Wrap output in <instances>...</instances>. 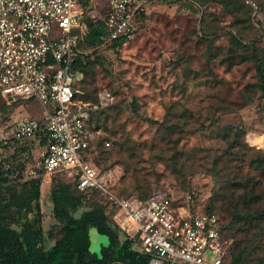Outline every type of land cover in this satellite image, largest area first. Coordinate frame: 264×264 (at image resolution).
I'll return each mask as SVG.
<instances>
[{
	"label": "rangeland",
	"instance_id": "1",
	"mask_svg": "<svg viewBox=\"0 0 264 264\" xmlns=\"http://www.w3.org/2000/svg\"><path fill=\"white\" fill-rule=\"evenodd\" d=\"M247 1L147 0L145 15L128 41L82 47L85 70L74 86L75 100L96 104L101 99L105 105L89 116L101 137L93 142L87 160L112 171L114 193L138 194L131 188L129 194L121 191L130 187L131 174L115 160V142L122 136L136 147L131 169L145 175L151 191L192 192L198 209L229 177L220 156L226 146L220 127L243 128V143L251 156L264 152V91L251 59L255 48L264 49V0H251L256 9ZM105 8L103 3L102 13ZM51 35L58 37L60 31L53 28ZM42 113L35 99L6 100L0 95V132L8 137L16 122L39 119ZM28 140L21 153L13 150L9 139H0L1 189L18 193L20 185L31 179L28 171L44 143L38 136ZM39 181L40 245L48 249L61 235L50 189L58 183L70 186L74 180L62 172ZM91 201L102 198L89 196L79 211ZM215 212L229 224L228 206H217ZM34 215L28 212L13 225H23ZM229 232L233 243L228 264H234V257L240 258L235 264L264 261V219L240 220ZM88 236L90 252L100 254L107 237L94 228H89Z\"/></svg>",
	"mask_w": 264,
	"mask_h": 264
},
{
	"label": "built area",
	"instance_id": "2",
	"mask_svg": "<svg viewBox=\"0 0 264 264\" xmlns=\"http://www.w3.org/2000/svg\"><path fill=\"white\" fill-rule=\"evenodd\" d=\"M103 3L105 15L99 18L107 41L130 39L147 0H0V95L35 99L43 107L39 119L18 121L8 137L0 132V139L18 142L41 132L44 145L28 176L47 181L66 172L80 191L98 189L112 223L129 239L139 238L148 264H224L233 239L224 233L218 214L192 213L190 193L119 196L110 188L112 171L100 174L87 160L101 130L89 122L95 106L75 100L74 85L82 73L73 64L87 34L84 5L101 8ZM53 28L60 36L51 35Z\"/></svg>",
	"mask_w": 264,
	"mask_h": 264
},
{
	"label": "trees",
	"instance_id": "3",
	"mask_svg": "<svg viewBox=\"0 0 264 264\" xmlns=\"http://www.w3.org/2000/svg\"><path fill=\"white\" fill-rule=\"evenodd\" d=\"M84 8L83 19L87 26V34L77 47L81 52L73 64V68L80 71L82 77L85 70L82 48L84 45L118 46L128 41L124 39L107 41L104 23L99 18L100 15L102 17L105 15V11L102 13L103 10L99 6L87 8L84 5ZM144 15L145 9L136 19V30L138 22ZM251 59L259 78V88L264 91V49L255 48ZM74 90H76L75 87ZM101 103V99L96 104L91 103L95 108L90 111L89 116L105 106ZM112 129V134L118 132L115 126ZM219 131V136L226 144L220 151V156L228 167L229 177H226L223 185L210 195L205 207L198 209L195 206L194 193L183 192L182 194H191L192 213H216L217 206H228L232 211L229 224L224 223L218 216L224 233L229 236V227L233 223L243 219L258 221L264 219V152H258L255 157L251 156V150L243 143L244 129L239 126L224 125L219 128ZM41 135L42 133L39 132L37 136L44 143ZM28 141V139L18 142L10 140L9 144L12 145L13 150L23 153ZM106 143L109 141H104L105 145ZM115 144L118 147L116 162L124 165L125 171L131 170L130 187H124L121 190L122 193L129 194L128 188H131L132 192L138 194L125 197L145 199L152 195L156 190L151 191L150 183L145 175H139L136 170L131 169L133 158L136 156L135 145H132L126 136L118 138ZM93 147L92 144L91 148ZM93 165L100 174L109 171L108 168L102 169L95 163ZM122 178L123 176H120L118 180ZM39 184V179H28L20 185L18 193L11 192L7 188H0V264H148L150 256L141 250L139 238L129 239L112 223L107 201L101 192L98 189L80 191L75 182L70 185L71 187L66 183H58L50 189L52 210L61 223V235L52 246L43 249L40 245L43 231L39 216ZM93 195L102 198V201H91L86 209L79 211L83 200ZM32 211L35 212L32 219L26 220L23 225H13V222H18L22 215L26 216ZM89 228H94L98 234L108 239L106 244L101 245L100 254L91 253L89 250ZM230 248L231 246L224 264H228ZM239 262V257L232 259L234 264ZM257 264H264V261L261 259Z\"/></svg>",
	"mask_w": 264,
	"mask_h": 264
},
{
	"label": "crops",
	"instance_id": "4",
	"mask_svg": "<svg viewBox=\"0 0 264 264\" xmlns=\"http://www.w3.org/2000/svg\"><path fill=\"white\" fill-rule=\"evenodd\" d=\"M17 123V122H16Z\"/></svg>",
	"mask_w": 264,
	"mask_h": 264
}]
</instances>
